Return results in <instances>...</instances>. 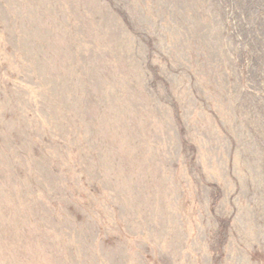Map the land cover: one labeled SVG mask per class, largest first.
I'll return each mask as SVG.
<instances>
[{"label":"rangeland","instance_id":"1","mask_svg":"<svg viewBox=\"0 0 264 264\" xmlns=\"http://www.w3.org/2000/svg\"><path fill=\"white\" fill-rule=\"evenodd\" d=\"M0 264H264V0H0Z\"/></svg>","mask_w":264,"mask_h":264}]
</instances>
